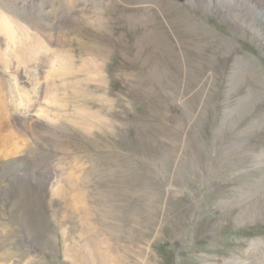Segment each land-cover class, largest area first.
<instances>
[{
    "label": "rangeland",
    "instance_id": "rangeland-1",
    "mask_svg": "<svg viewBox=\"0 0 264 264\" xmlns=\"http://www.w3.org/2000/svg\"><path fill=\"white\" fill-rule=\"evenodd\" d=\"M207 2L0 0V264H264V20Z\"/></svg>",
    "mask_w": 264,
    "mask_h": 264
},
{
    "label": "bare ground",
    "instance_id": "bare-ground-1",
    "mask_svg": "<svg viewBox=\"0 0 264 264\" xmlns=\"http://www.w3.org/2000/svg\"><path fill=\"white\" fill-rule=\"evenodd\" d=\"M216 1H217L218 5H220L224 9L227 8V9L238 10L242 13L254 16V17L258 18L260 21L264 20V0H216ZM212 3H213V0H208V2H207L208 6L207 7L211 6ZM11 20L12 19L10 18V16L3 14V13H0V33L3 35L5 41L7 42L8 49H9L8 50L9 52H7V53H5V52L3 53L1 51L3 53L2 54L0 52V59L3 61V64L6 66V68L9 67L8 65L10 64L12 58L18 62V66L21 63H24V60L20 56L19 49L17 48V45L22 44L23 42H25L27 40L30 41L31 39H35V42H34V44H32V46L28 45V46H30V47H28V50L30 51L31 57L35 56L39 52V50H44L46 52L49 50L47 44L42 40L41 37H39V35H33L32 36L30 31L26 27L21 26V25H17L16 22H15L16 23L15 24L14 22H11ZM63 64H64V59H59L58 57H55L52 60L51 65H52L53 69H60L63 66ZM255 72H256L255 68L253 71L250 70V73H255ZM17 86H18V84H17ZM18 95H19V97H18L19 104L22 103V104L27 105L30 102L29 94L26 93L25 91H22L21 89H19ZM3 97L4 96H2V98ZM4 102L1 103L2 105H0V110L2 109V106L5 104ZM1 124L2 123L0 122V126H1ZM2 126H4V125H2ZM230 140H228V141H230ZM232 140L233 141L230 143L231 147H232V144L235 143L234 138H232ZM240 140H242L243 144L232 147V152L226 159H223V157L221 155L217 156L215 158V164L217 167H220L222 174L227 172L226 169H231L234 167L238 168L240 166H244V164L249 160V156H246L245 154H249V153L253 152V151L248 150V148H246L249 146V145L247 146V143H249L250 141L244 137L240 138ZM221 178H223V177H221ZM260 202L261 201H257L255 206L253 207V210H255L259 207ZM126 224L128 226H131V224H135V222L130 217V219L127 220ZM115 225L116 224H113L112 227H115ZM131 227H133V226H131Z\"/></svg>",
    "mask_w": 264,
    "mask_h": 264
},
{
    "label": "water",
    "instance_id": "water-1",
    "mask_svg": "<svg viewBox=\"0 0 264 264\" xmlns=\"http://www.w3.org/2000/svg\"><path fill=\"white\" fill-rule=\"evenodd\" d=\"M179 2H182L183 0H178Z\"/></svg>",
    "mask_w": 264,
    "mask_h": 264
}]
</instances>
